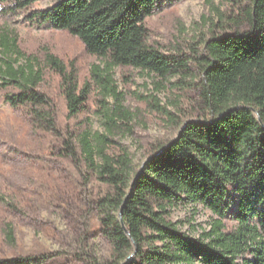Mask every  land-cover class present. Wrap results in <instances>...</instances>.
Masks as SVG:
<instances>
[{
  "label": "trees",
  "instance_id": "obj_1",
  "mask_svg": "<svg viewBox=\"0 0 264 264\" xmlns=\"http://www.w3.org/2000/svg\"><path fill=\"white\" fill-rule=\"evenodd\" d=\"M1 1L15 9L31 3ZM172 1L178 0H57L50 9L31 14L77 37L99 60L90 69L91 79L115 101L103 110L106 133L60 125L58 102L44 86V66L16 64L14 41L7 37L1 46L15 56L0 71V91L7 90L4 99L13 108L29 110L34 129L52 142L47 153L80 158L106 186L97 202L111 257L91 264H264V0H233V15L200 48L193 46L190 55L179 48L165 52L148 42L147 19ZM46 62L59 77L66 117L82 114L88 82L79 85L75 70L51 54ZM117 67L156 77L157 90L165 82L193 92L192 110L178 122L177 135L160 143L138 170L126 152H110V135L130 131L121 126L128 115L113 79ZM150 98L152 109L172 118ZM185 204L212 214L208 230L195 236V231L179 229L171 212ZM227 220L233 225L227 226ZM3 235L14 242L9 223ZM45 261L35 255L0 258V264Z\"/></svg>",
  "mask_w": 264,
  "mask_h": 264
},
{
  "label": "rangeland",
  "instance_id": "obj_2",
  "mask_svg": "<svg viewBox=\"0 0 264 264\" xmlns=\"http://www.w3.org/2000/svg\"><path fill=\"white\" fill-rule=\"evenodd\" d=\"M56 1L31 0L27 7L15 9L0 0V71L6 60L15 56L1 46V40L7 37L9 43L14 41L16 64L31 62L36 67L44 66V86L58 102L60 125L67 122L71 129L87 126L91 132L106 133L103 110L113 108L115 101L111 96H103L91 79L90 69L99 60L85 51L77 37L31 17L32 12L50 9ZM233 6V0L165 2L146 21L148 42L165 52L179 48L190 55L193 46L200 48L203 40L220 30L223 21L233 15ZM48 54L59 59L67 70L74 69L79 85L88 82L90 93L82 114L66 117L57 89L59 77L46 62ZM113 79L128 115L121 126L130 131L120 129L110 135V152H126L138 170L160 143L177 135L178 122L185 120L184 115L192 110L189 96L193 92L165 82L164 88L157 90L156 77L131 67L115 68ZM6 91H0V258L44 256V264L108 260L112 244L100 229L97 202L106 186L80 158L68 160L47 153L52 142L34 129L27 108L9 105L4 99ZM151 95L173 114L172 118L150 107ZM213 218L199 205H180L171 212L179 229L195 231V236L208 230ZM5 223L12 227L13 243L4 239ZM225 224L233 225L229 220Z\"/></svg>",
  "mask_w": 264,
  "mask_h": 264
}]
</instances>
